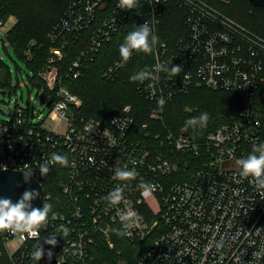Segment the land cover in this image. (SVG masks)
<instances>
[{
  "label": "built area",
  "instance_id": "2783aa9c",
  "mask_svg": "<svg viewBox=\"0 0 264 264\" xmlns=\"http://www.w3.org/2000/svg\"><path fill=\"white\" fill-rule=\"evenodd\" d=\"M107 3L111 6L102 25L66 77L84 76L86 66L124 31L127 21L131 32L136 30L134 14L144 9L141 24L148 23L159 38L151 71L157 63L182 70L161 71L158 80L140 81L139 94L158 103L162 97L167 102L209 89L239 94L241 108L200 139L168 127L160 109L141 126L131 105L109 119L87 117L83 100L62 85L59 64L64 52L52 49L49 65L38 73L43 85L39 80L34 84L47 97L42 99L49 108L47 120L66 121L67 132L49 130L47 120L34 121L29 109L18 106L0 118V171H32L44 186L59 164L50 166L45 176L39 165L52 153L66 156L69 163L60 184L63 209L49 212L38 238L25 234L21 241V234L0 230V264H120L126 262L120 259L124 250L118 244L124 239L139 245L133 264H264V194L251 177L240 175L237 164L253 145L264 144V36L208 0H137L131 10L121 9L119 0H75L54 27L52 40H78ZM170 3L187 10V34L171 42L160 37ZM4 24L0 18V41ZM138 54L133 51L127 63L118 54L104 77L119 78ZM115 166L135 171V178L113 179ZM142 184L152 186L150 196L142 195ZM117 187L123 188L124 199L110 206L105 197ZM52 196L46 192V201ZM129 209L137 213L139 225L130 236L120 234L124 229L119 220V213ZM49 234L61 238L62 248L51 259L44 251L37 262L33 253Z\"/></svg>",
  "mask_w": 264,
  "mask_h": 264
},
{
  "label": "trees",
  "instance_id": "16d2710c",
  "mask_svg": "<svg viewBox=\"0 0 264 264\" xmlns=\"http://www.w3.org/2000/svg\"><path fill=\"white\" fill-rule=\"evenodd\" d=\"M75 0H0V18L6 22L14 17L16 24L7 34V39L19 56L33 71L32 81H38V73L49 65L52 49H61L65 58L59 64L60 74L63 76L62 85L77 94L83 100L82 112L87 117L109 119L119 113L125 106L134 108V116L141 126L152 121L151 114L160 109L164 114L166 125L174 131L184 130L193 138H204L208 133L217 130L231 120L241 108L239 94L212 91L209 89L192 90L188 94L175 97L163 106L157 102L145 100L138 91L140 81H130L129 77L144 70L151 71L153 65L152 53L139 52L114 81L104 77L106 69L113 63L119 54V47L124 43L126 35L131 32V22L125 23L124 31L105 44L98 58L86 66L84 76L74 79L66 77L69 66L86 48L102 25L111 3L98 9L96 20L85 29L78 40L65 44L63 38L53 41L51 33L60 20L71 11ZM223 12L244 24L253 31L264 36V6L254 7L250 0H232L229 3L221 0H208ZM137 10L134 23L140 25L145 14ZM187 10L179 8L175 3L166 7L160 37L167 41H174L177 37L187 34L185 20ZM3 41L4 38H3ZM65 76V77H64ZM11 81L10 69L0 55V84L9 86ZM39 85H43L39 80ZM208 113L209 119L206 127L186 126L185 122L202 113ZM67 168L58 165L51 173L48 181L44 183L47 194L53 196L47 199L51 204V211L63 209V194L60 184L63 173ZM61 202V203H60ZM119 247L124 250L120 259L133 264L139 256V245L119 241Z\"/></svg>",
  "mask_w": 264,
  "mask_h": 264
},
{
  "label": "clouds",
  "instance_id": "9594fccd",
  "mask_svg": "<svg viewBox=\"0 0 264 264\" xmlns=\"http://www.w3.org/2000/svg\"><path fill=\"white\" fill-rule=\"evenodd\" d=\"M137 5V0H119V7L125 10H131ZM158 36L154 34L152 27L144 22L136 27L135 31L129 32L124 40V43L119 47V54L122 58V63H127L131 58L133 51L152 53L154 46L158 43ZM180 66L166 68L164 65L157 63L154 65L153 71H140L129 77L130 81H144L145 79L158 80V73L161 71H169L172 74H178L181 71ZM159 105L163 106L165 100L163 97L158 101ZM209 119L208 113H202L198 117H193L185 122L186 126L206 127ZM68 159L64 155L52 153L50 159L39 165V173L45 176L50 171V166L59 164L68 166ZM237 164L240 168V175L244 178H252L255 188L260 194H264V144L253 145L252 152L246 157L239 159ZM6 170V168L4 169ZM25 182L33 175L32 171L23 172ZM136 176L135 171L127 169V167L115 166L113 168V179L119 181H129ZM142 195L148 197L151 195L152 186L142 184ZM39 192L36 190H26L22 197L13 203L10 199L0 198V230H8L12 233H18L21 241L25 238H38L39 228L46 223L48 214L51 211V204L45 203L42 208H33L32 201L39 197ZM110 206L119 205L123 197V188L117 187L105 197ZM119 220L122 224L123 232L120 234L132 235L131 229L138 227L137 213L134 210H127L119 213ZM67 233V229H64ZM45 244L55 247L57 244L56 234H53L44 241ZM45 255L43 247L39 245L38 250L33 253V258L38 262ZM51 259L52 252L47 253ZM256 253H254V256Z\"/></svg>",
  "mask_w": 264,
  "mask_h": 264
},
{
  "label": "rangeland",
  "instance_id": "374dc122",
  "mask_svg": "<svg viewBox=\"0 0 264 264\" xmlns=\"http://www.w3.org/2000/svg\"><path fill=\"white\" fill-rule=\"evenodd\" d=\"M16 24L14 17L6 20L1 30V36L5 41H0V55L11 72V85L3 86L0 84V118L6 119L5 114H13L16 108L23 107L29 109L31 119L37 122L47 120L49 108L43 104L42 99L45 97L44 92L39 89L31 78L33 71L27 63L19 56L17 51L9 43L7 34L9 30ZM3 112L5 114H3ZM35 114V118L33 117ZM43 116L40 118V115ZM45 127L49 130L65 134L68 129L66 121L56 122L48 119L45 122ZM158 209V208H157Z\"/></svg>",
  "mask_w": 264,
  "mask_h": 264
},
{
  "label": "water",
  "instance_id": "95a60500",
  "mask_svg": "<svg viewBox=\"0 0 264 264\" xmlns=\"http://www.w3.org/2000/svg\"><path fill=\"white\" fill-rule=\"evenodd\" d=\"M250 3L254 7L264 6V0H250ZM3 114H5L3 112ZM8 115V114H5ZM26 190H36L39 192V197L33 200V208H42L46 200V192L43 184L38 181L35 177L31 176L28 182H25L24 174L22 171L16 170H2L0 171V198L10 199L13 203H16L23 195ZM53 234L46 236L41 242L40 246L43 247L44 251L58 252L62 248V240L56 235L57 244L55 247L45 244L44 241ZM120 264H128L121 262Z\"/></svg>",
  "mask_w": 264,
  "mask_h": 264
}]
</instances>
